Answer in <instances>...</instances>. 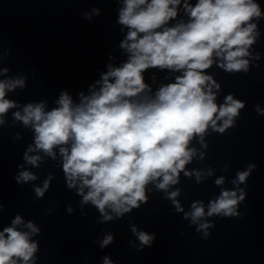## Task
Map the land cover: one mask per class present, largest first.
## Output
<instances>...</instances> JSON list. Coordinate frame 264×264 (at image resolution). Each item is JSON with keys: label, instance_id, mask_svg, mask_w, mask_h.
Wrapping results in <instances>:
<instances>
[{"label": "clouds", "instance_id": "obj_1", "mask_svg": "<svg viewBox=\"0 0 264 264\" xmlns=\"http://www.w3.org/2000/svg\"><path fill=\"white\" fill-rule=\"evenodd\" d=\"M181 8L187 21L173 23ZM100 14L101 9L93 7L82 18L91 22ZM117 14L116 25L124 33L119 48L127 54L126 61L120 66L108 63L107 71L88 86L90 94L79 92V103L62 90L51 110L46 111V101L41 100L25 103L22 111L12 113L14 121L34 132V143L27 146L23 160L39 167L45 157L56 161L58 152L66 188L81 197V206L93 205L100 222L121 220L140 209L149 201L148 186L154 185L207 239L214 224L206 217L241 215L238 208L257 165L249 163L238 170L231 181L235 187L222 188L219 196L209 201L207 211L203 201L197 200L192 202V210L185 212L177 199L181 189H169L180 183L181 173L188 179L195 177L197 185L213 176L211 167L203 171L186 167L198 155L192 142L208 149L205 137L210 135L209 129L225 134L235 126L247 102L229 93L217 103L221 84L207 70L215 65L228 74L249 73L247 58L253 57L249 49L260 35L254 21L264 18L261 5L256 0H196L194 4L189 0H122ZM253 58L259 60L260 54ZM108 59H113L111 54ZM149 69L180 74L151 94L144 75ZM9 71L0 68V75L7 77L0 80V125L6 123L10 109L19 107L17 101L7 98L8 93L28 86L27 76L11 78ZM254 111L264 116L259 104ZM205 155L200 152L198 159L203 161ZM228 167L224 166L225 171ZM53 178L49 174L42 187L34 186L37 198H43ZM36 179L28 170L15 177L18 185ZM214 184L224 185L225 177L216 178ZM4 210L0 205V212ZM66 211L72 214L74 209L68 206ZM20 225L29 231L20 230ZM130 229L140 243L138 251L155 240V233L138 230L135 224H130ZM39 232L33 221L25 224L17 214L11 226L0 231V264H35L38 243L31 237ZM113 239V234H108L100 247ZM104 264L113 262L104 257Z\"/></svg>", "mask_w": 264, "mask_h": 264}, {"label": "water", "instance_id": "obj_2", "mask_svg": "<svg viewBox=\"0 0 264 264\" xmlns=\"http://www.w3.org/2000/svg\"><path fill=\"white\" fill-rule=\"evenodd\" d=\"M256 2L264 13V0ZM120 6L122 0H0V68L8 67L11 78L27 76L28 85L8 93L7 98L17 101L19 107L10 109L6 123L0 125V205L5 209L0 212V231L11 226L17 214L25 224L33 221L40 229L31 237L38 243L35 264H104V257L113 264H264V116L254 111L257 104L264 108V18L254 21L260 35L249 51L253 57L259 53L260 58H247L248 74H228L215 65L207 70L221 84L217 103L229 93L247 102L235 126L225 134L209 129L210 135L205 137L208 149L192 142L198 155L186 167L202 171L211 167L213 176L197 185L195 177L188 179L181 173L180 183L169 189H181L177 199L185 212H190L192 202L197 200L203 201L207 211L209 201L218 197L222 188L235 187L231 181L238 170L249 163L257 165L238 208L241 215L206 217L214 224L207 239L196 231L198 225L177 213L172 202L164 198L165 193L154 185L148 186L149 201L140 209L121 220L100 222L98 210L90 203L81 206V197L66 188L58 152L56 161L45 157L39 167L24 162L23 153L34 143V132L14 121L12 113L22 111L25 103L41 100L46 101L45 110H51L57 106L55 101L62 90L79 103V92L89 95L88 86L107 71L108 63L120 66L126 61L127 54L119 48L124 33L116 25ZM93 7L101 9L100 16H93L91 22L82 18ZM187 19L181 8L173 23ZM257 64L259 67L254 66ZM179 74L149 69L144 75L154 94ZM6 78L0 75V80ZM200 152L206 154L203 161L198 159ZM225 165L229 166L226 171ZM23 170L31 171L37 179L18 185L15 177ZM49 174L54 176L50 188L43 198H37L34 186L42 187ZM220 176L225 177V184L216 186L214 181ZM68 206L74 209L72 214L66 211ZM130 224L155 233L152 245L138 251L140 243ZM18 228L29 231L24 225ZM108 234H113V243L101 248Z\"/></svg>", "mask_w": 264, "mask_h": 264}]
</instances>
